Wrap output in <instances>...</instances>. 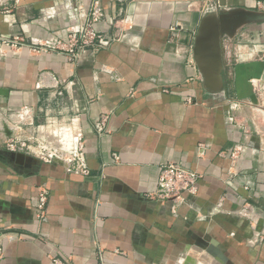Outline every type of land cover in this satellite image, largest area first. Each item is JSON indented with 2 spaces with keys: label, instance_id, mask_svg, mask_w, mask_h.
Masks as SVG:
<instances>
[{
  "label": "crops",
  "instance_id": "0c3cea01",
  "mask_svg": "<svg viewBox=\"0 0 264 264\" xmlns=\"http://www.w3.org/2000/svg\"><path fill=\"white\" fill-rule=\"evenodd\" d=\"M224 1L0 0V37L22 39L0 52V139L81 147L88 168L0 147V264H264V0ZM218 10L252 20L213 92L194 48ZM85 24L77 61L38 49ZM170 162L201 175L174 210L146 196Z\"/></svg>",
  "mask_w": 264,
  "mask_h": 264
},
{
  "label": "built area",
  "instance_id": "2783aa9c",
  "mask_svg": "<svg viewBox=\"0 0 264 264\" xmlns=\"http://www.w3.org/2000/svg\"><path fill=\"white\" fill-rule=\"evenodd\" d=\"M68 32L67 37L58 36L42 42H36L38 49L65 51L70 59L77 61L81 51L85 48L91 47L94 50L100 37L99 33L90 24L70 28ZM21 41L22 39L19 37H15L13 40L0 37V52H3L5 47L18 46ZM105 121L106 118L103 116L97 122V130L99 133L104 129ZM37 146L39 147V151L35 150L34 152L26 140H15L12 138L0 139V147H3L7 151H33L36 158L44 162L61 160L71 171L88 173L81 147L75 151H63L56 145L48 142H40ZM200 178L201 175L196 170L173 162L166 163L161 166L156 191L148 193L146 196L163 203L169 202L174 210L175 207L186 203L187 197L197 193ZM47 199L48 191L43 188L38 193L36 203L38 210L42 214L44 213ZM2 251L3 249L0 248V255ZM60 264L66 263L61 262Z\"/></svg>",
  "mask_w": 264,
  "mask_h": 264
},
{
  "label": "water",
  "instance_id": "95a60500",
  "mask_svg": "<svg viewBox=\"0 0 264 264\" xmlns=\"http://www.w3.org/2000/svg\"><path fill=\"white\" fill-rule=\"evenodd\" d=\"M224 6L225 1L220 0ZM252 18L236 10H218L207 13L201 21L195 40V59L203 72L206 86L213 92L224 88L222 40L234 36L238 28ZM23 157V153H13Z\"/></svg>",
  "mask_w": 264,
  "mask_h": 264
}]
</instances>
